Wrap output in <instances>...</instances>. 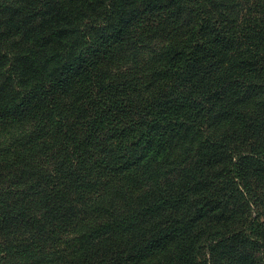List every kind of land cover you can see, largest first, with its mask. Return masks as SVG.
Segmentation results:
<instances>
[{"label": "trees", "instance_id": "obj_1", "mask_svg": "<svg viewBox=\"0 0 264 264\" xmlns=\"http://www.w3.org/2000/svg\"><path fill=\"white\" fill-rule=\"evenodd\" d=\"M0 264H264V0H0Z\"/></svg>", "mask_w": 264, "mask_h": 264}, {"label": "rangeland", "instance_id": "obj_2", "mask_svg": "<svg viewBox=\"0 0 264 264\" xmlns=\"http://www.w3.org/2000/svg\"><path fill=\"white\" fill-rule=\"evenodd\" d=\"M86 225H87V223L82 224V225H81V230L86 231V230H87V229H86V227H87Z\"/></svg>", "mask_w": 264, "mask_h": 264}]
</instances>
